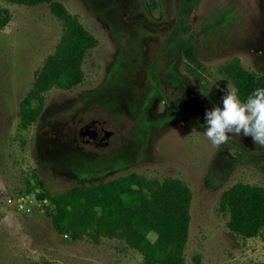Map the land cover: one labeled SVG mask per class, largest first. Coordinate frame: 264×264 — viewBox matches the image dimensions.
<instances>
[{
    "label": "rangeland",
    "instance_id": "1",
    "mask_svg": "<svg viewBox=\"0 0 264 264\" xmlns=\"http://www.w3.org/2000/svg\"><path fill=\"white\" fill-rule=\"evenodd\" d=\"M59 1L99 43L87 53L83 82L44 93L41 117L22 128L20 103L63 22L48 4L0 0L12 15L0 29V264H144L124 240L59 234L45 215L49 200L38 199V180L54 194L132 172L177 178L192 190L185 264H264V232L234 233L220 205L237 183L264 186V147L242 134L221 145L204 135L205 112L235 91L218 67L238 57L264 72V0H201L183 15L181 0ZM95 120L110 132L100 135L105 144L83 141ZM13 203L29 207L27 217Z\"/></svg>",
    "mask_w": 264,
    "mask_h": 264
},
{
    "label": "trees",
    "instance_id": "2",
    "mask_svg": "<svg viewBox=\"0 0 264 264\" xmlns=\"http://www.w3.org/2000/svg\"><path fill=\"white\" fill-rule=\"evenodd\" d=\"M5 1L31 7L48 4L52 14L63 22V32L54 52L47 57L34 87L20 103V125L28 128L44 111V93L54 87L71 90L83 82L85 58L99 42L59 0ZM200 2L181 0L179 13L188 14ZM11 18L10 9L0 4V29L6 27ZM178 34L177 29L173 30L170 41H175ZM185 56L198 63L192 48L185 49ZM218 72L233 84L241 101L254 89L264 88V72L247 69L238 57L220 65ZM194 81L202 85L199 77H194ZM166 101L171 108L179 109ZM37 182L43 189L38 199L49 200L45 215L59 234L72 240L89 237L94 243L102 238L124 240L143 255L144 264H185L193 193L182 180L161 181L132 172L54 194L44 190L42 180ZM220 205L229 213V228L234 233L252 238L264 232V186L237 183L222 193Z\"/></svg>",
    "mask_w": 264,
    "mask_h": 264
},
{
    "label": "clouds",
    "instance_id": "3",
    "mask_svg": "<svg viewBox=\"0 0 264 264\" xmlns=\"http://www.w3.org/2000/svg\"><path fill=\"white\" fill-rule=\"evenodd\" d=\"M233 136H251L252 142L264 147V88H256L241 101L234 90L222 98V107L205 112L204 135L215 145Z\"/></svg>",
    "mask_w": 264,
    "mask_h": 264
},
{
    "label": "flooded vegetation",
    "instance_id": "4",
    "mask_svg": "<svg viewBox=\"0 0 264 264\" xmlns=\"http://www.w3.org/2000/svg\"><path fill=\"white\" fill-rule=\"evenodd\" d=\"M91 126H92V128L90 129L89 134H91V131H92L93 128H94L93 123L91 124ZM89 134H88V135H89ZM101 134H102L103 137H105V138H107V137L110 135V132L104 128V126L102 125V123H101V127L98 129V132H97V135H96L95 140L92 141V142L97 143V142L99 141L101 144H105V143H106L105 140H99ZM81 135L83 136L82 138H84L85 136H88L87 134L84 133L83 130L81 131Z\"/></svg>",
    "mask_w": 264,
    "mask_h": 264
},
{
    "label": "water",
    "instance_id": "5",
    "mask_svg": "<svg viewBox=\"0 0 264 264\" xmlns=\"http://www.w3.org/2000/svg\"><path fill=\"white\" fill-rule=\"evenodd\" d=\"M92 123H93V125H94V128H93V130L91 131V134H89L88 136H85V137L83 138V141H84L85 143H90V142L94 141L95 138H96V135H97L98 129L101 127V122L98 121V120H95V121H93Z\"/></svg>",
    "mask_w": 264,
    "mask_h": 264
},
{
    "label": "crops",
    "instance_id": "6",
    "mask_svg": "<svg viewBox=\"0 0 264 264\" xmlns=\"http://www.w3.org/2000/svg\"><path fill=\"white\" fill-rule=\"evenodd\" d=\"M12 201L11 200V198L8 196V201ZM9 205H12V206H14L17 210H19V211H17V210H15V211H13V212H15V213H18L21 217H27L26 215L28 214V213H30V211H31V209L29 208V207H26V206H24V205H16V204H9ZM26 207V208H25ZM23 220H24V222H26V221H28L27 219H24L23 218Z\"/></svg>",
    "mask_w": 264,
    "mask_h": 264
}]
</instances>
